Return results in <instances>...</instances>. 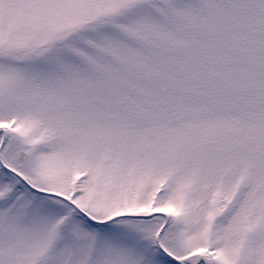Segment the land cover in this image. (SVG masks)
Returning <instances> with one entry per match:
<instances>
[{"label":"snow or ice","instance_id":"6c2138e0","mask_svg":"<svg viewBox=\"0 0 264 264\" xmlns=\"http://www.w3.org/2000/svg\"><path fill=\"white\" fill-rule=\"evenodd\" d=\"M0 264H264V0H0Z\"/></svg>","mask_w":264,"mask_h":264}]
</instances>
